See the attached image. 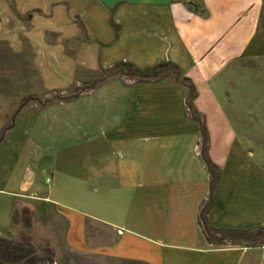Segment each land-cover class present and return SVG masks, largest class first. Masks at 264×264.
Segmentation results:
<instances>
[{"label": "crops", "instance_id": "crops-1", "mask_svg": "<svg viewBox=\"0 0 264 264\" xmlns=\"http://www.w3.org/2000/svg\"><path fill=\"white\" fill-rule=\"evenodd\" d=\"M11 2L19 16L33 13L27 28L12 11L48 80L45 93L68 92L83 72L122 62L141 70L173 63L196 87L228 69L264 70V0ZM5 38L22 44L16 33ZM230 91L200 90L193 103L208 131L209 158L221 171L209 221L214 228H264V151L256 131L214 130V123L254 125L258 104L250 92L238 93L235 104ZM96 93L91 100L100 104L92 120L77 123L78 141L41 156L36 168L26 165L20 177L16 164L2 172L0 195L6 198L0 206L10 215L0 210V234L21 201L35 207L55 247L103 263L264 264V245L213 246L199 225L210 175L188 89L172 79L135 82L119 74L59 103ZM206 101L217 109L216 122ZM41 177L52 182L42 185Z\"/></svg>", "mask_w": 264, "mask_h": 264}, {"label": "rangeland", "instance_id": "rangeland-1", "mask_svg": "<svg viewBox=\"0 0 264 264\" xmlns=\"http://www.w3.org/2000/svg\"><path fill=\"white\" fill-rule=\"evenodd\" d=\"M14 16L11 10V0H0V37L4 38H0V134L5 131L4 139L0 142V178L2 172H5L6 169L9 170L11 166L14 168L15 164L19 168L20 177L26 165L29 164L36 168L41 156L50 154L55 156L70 141H78L76 136L79 134L74 132L77 123L82 122V120L86 121V119L92 120L93 109L96 107L95 105L100 104L91 100V98H97L99 93L93 97H79L66 104L59 103L55 99L49 102L45 108L37 101L30 100L39 98L41 101H45L55 96H76L86 89H90L87 87H90L96 80L93 72H83L86 75L85 78L80 79L81 77L78 76L80 84L75 82L74 88L70 91L45 93L49 86L48 80L41 73L39 74L40 70L35 63V53L20 33L19 21ZM22 22L27 28L29 27L27 21L23 20ZM14 33L21 39V45L16 44L15 46L6 40L5 37H11ZM42 54L43 52L37 56L44 58ZM97 77L102 78L99 72H97ZM113 82L111 81L105 86H111ZM196 85L197 92L201 90L204 95L217 92L218 89L228 88L230 91V87H235L237 91H230L235 104L239 103V100L236 99L238 93L240 94L241 91L247 89L253 103L258 104V110L253 119L254 125L241 127L236 125L232 128H223L218 123H214V130L225 129L228 134L234 135L236 131L254 129L258 139L257 146L264 151V70L243 69L236 71L228 69L209 82L197 81ZM220 98L221 100L224 99L222 95ZM67 100L69 99L64 101ZM206 102L205 105L209 114L216 122L218 120L217 109L213 104ZM9 126L12 127L6 130ZM62 136L65 139L62 140ZM46 180L47 178L41 177L39 181L42 185L47 186L52 182V177H49L47 182ZM5 198V196L0 195V205L4 203ZM0 210H2L1 212L4 211L7 216L10 215L9 208L0 206ZM5 223V227L8 228L4 230L5 232L2 231L0 236L17 237V230L12 226V223L7 221ZM48 241L55 251V264H125V262L103 263L87 255L74 252L61 244L59 247H55L49 239Z\"/></svg>", "mask_w": 264, "mask_h": 264}, {"label": "trees", "instance_id": "trees-1", "mask_svg": "<svg viewBox=\"0 0 264 264\" xmlns=\"http://www.w3.org/2000/svg\"><path fill=\"white\" fill-rule=\"evenodd\" d=\"M12 11L19 16L15 5L11 2ZM33 13L24 17L29 21ZM101 79L94 73L95 83L92 88L106 80V76L123 74L135 80V82H155L164 79H172L189 91L187 106L193 115V119L200 123V115L194 107L193 101L197 97V90L191 79L186 77L181 69L173 63L166 62L148 69H138L126 62L118 63L112 69L98 71ZM110 77V78H111ZM89 88V87H87ZM202 136L201 156L210 175V190L207 200L203 203L199 214V225L207 242L213 246H245L259 247L264 245V228L252 230H238L227 228H214L209 221V213L216 200L217 185L221 171L209 158V135L204 122L200 123ZM12 126L6 128L10 129ZM5 131L0 134V142L4 139ZM12 226L17 230V237L0 236V264H55L56 257L53 246L43 235L35 207L28 202H16L13 209ZM125 264H146L140 261H125Z\"/></svg>", "mask_w": 264, "mask_h": 264}, {"label": "water", "instance_id": "water-1", "mask_svg": "<svg viewBox=\"0 0 264 264\" xmlns=\"http://www.w3.org/2000/svg\"><path fill=\"white\" fill-rule=\"evenodd\" d=\"M116 75H118V74H114L113 76H116ZM111 76H106V79H108V78H110ZM89 88H92V86H90ZM74 97V95H71V96H68V97H62V96H55V97H53V98H51V99H47V100H45V101H41L39 98H32V99H30V100H32V101H37L38 103H40V105L42 106V107H45L49 102H51V101H53V100H58V101H64V100H66V99H71V98H73Z\"/></svg>", "mask_w": 264, "mask_h": 264}]
</instances>
